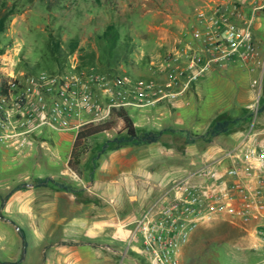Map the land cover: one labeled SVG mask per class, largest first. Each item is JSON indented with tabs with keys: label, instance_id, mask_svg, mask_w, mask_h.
Listing matches in <instances>:
<instances>
[{
	"label": "built area",
	"instance_id": "2783aa9c",
	"mask_svg": "<svg viewBox=\"0 0 264 264\" xmlns=\"http://www.w3.org/2000/svg\"><path fill=\"white\" fill-rule=\"evenodd\" d=\"M262 10L264 0H213L196 8L186 36L159 53L144 76L102 73L75 56L58 71L15 74L9 58L0 55V147L25 154L45 128L77 137L85 126L110 122L118 109L188 104L185 95L205 72L233 62L256 74L250 87L258 105L264 56L252 22ZM263 213L264 110L255 107L251 126L235 145L172 179L129 223L128 245L150 264H178L201 225L225 216L249 221ZM255 230L264 247V227Z\"/></svg>",
	"mask_w": 264,
	"mask_h": 264
},
{
	"label": "rangeland",
	"instance_id": "374dc122",
	"mask_svg": "<svg viewBox=\"0 0 264 264\" xmlns=\"http://www.w3.org/2000/svg\"><path fill=\"white\" fill-rule=\"evenodd\" d=\"M48 1L0 0V15L10 13L5 21V28L0 33V55L9 58V68L13 69L15 74L21 71H58L64 69L68 58L75 56L83 65L93 64L102 73L115 71L144 76L150 73L153 68H150L151 63H155L159 53L170 49L175 42L186 36V29L195 9L212 3L213 0ZM255 17L254 23L260 28L264 27V13L256 14ZM108 25H112L118 34L116 47L110 51L111 54L105 50L109 48L108 41L102 39ZM71 40L77 42L73 51L68 48ZM258 41L259 47L264 50V39ZM55 43L58 44V52L54 51ZM111 67L116 70H110ZM228 71L234 73V79L228 75ZM249 78L250 75L239 64H230L224 69L209 70L186 94L191 104L173 109L181 113L183 121L175 120V115H172L173 117L170 115L171 117L166 120L150 118L147 119L145 126L138 127V131L165 129L164 141L168 144L169 154L177 157L178 154L187 155L185 133H170L167 129L172 131L176 128L187 129L198 135L204 133L216 120H233L234 123L226 133L209 139L195 138L199 151L194 156L203 157V154L208 155L210 151L213 153V147L222 143L221 138L232 135H237L238 138L239 134L246 131L253 122L255 107L259 110L262 104L260 102L256 105L252 99L249 103H239L240 100L236 97L237 89L243 91ZM261 96L264 100V86ZM154 110L151 109L154 118L162 117V114ZM130 113L136 114L132 110ZM114 122L115 119L110 120L111 124ZM115 135L109 132L102 133L100 137L104 141ZM157 144L160 146L161 142ZM208 146L213 147L208 150L206 149ZM11 151L12 160H9L15 162L17 153ZM5 158L0 155L1 196L15 186V181L8 180L3 174V167L6 166ZM180 172V168L174 166L144 169L141 173L140 185L136 189L139 200H141L139 190L143 188L142 183L152 180L160 184L165 183L162 185L164 187ZM60 174L70 175L76 180L79 168L63 166ZM133 192L135 193L134 190ZM6 220L5 216L0 220V259L15 260L20 256L19 248H16L17 244H15V226ZM253 226V223L230 216L201 225L185 245L180 264L256 263L262 255L263 248L259 249L260 255L255 254L254 250L261 246L262 239L254 232L255 226ZM25 243L27 247L24 246L22 257L27 258L30 253H36L35 256L38 257L39 249L30 247L28 240ZM130 255L131 260L122 262L119 254H116L114 264H149L144 257L134 251Z\"/></svg>",
	"mask_w": 264,
	"mask_h": 264
},
{
	"label": "crops",
	"instance_id": "0c3cea01",
	"mask_svg": "<svg viewBox=\"0 0 264 264\" xmlns=\"http://www.w3.org/2000/svg\"><path fill=\"white\" fill-rule=\"evenodd\" d=\"M244 10H247L246 7ZM260 13H264V10L257 14ZM255 18L252 22V33L259 47L258 39L261 41L264 39V27L260 28L258 24H255ZM259 51L264 56V50L261 47H259ZM230 64H239L250 75L248 84L245 85L243 91L238 88L236 92L240 104L249 103L251 99H254L250 81L256 74L250 72L246 65L233 62L225 67H215L211 70L224 69ZM143 71L145 72V69ZM228 75L234 77L232 71H228ZM263 86L264 78L262 88ZM192 87L190 90L193 89ZM186 97L185 95L188 104H184L182 101L175 105L160 103L146 109L129 108L126 111L136 127L145 126L147 119L164 118L163 120H166L172 115H175V120L183 121L181 113L175 112L173 109L189 106L191 103ZM262 100L261 96L260 102L263 103L264 100ZM151 109L162 114V117L154 118L151 115ZM130 110L136 114H131ZM113 119L116 122L112 123L109 129L86 138L89 149L81 155L79 163L76 165H69L76 139L74 134L69 131L58 132L48 128L43 129L36 135L34 149L25 154H15V162L9 160H12V151L0 147V155L6 157V166L3 167L4 176L8 180L15 181V186L23 185L14 190L7 198H4L6 193L3 196L0 195V220L5 216L7 217L6 222L15 226V244H17L16 248H19L20 254L15 260H0H20V264H109L111 262L114 264L116 254H119L122 262L131 260L130 253H133L134 250L128 245L132 229L129 223L140 216L145 207L159 195L163 188L162 185L165 184L152 180L142 183L143 188L139 190L141 200H139L136 189L140 185L141 173L144 169L153 170L154 168L162 169L174 166L181 170L176 177L181 176L201 165L202 162L214 158L210 155L219 156L224 149L235 145L241 135L239 134L238 138L237 135L221 138L222 143L217 144L216 147H206L208 150L213 147L214 151L213 153L210 151L208 155L203 154V157L194 156L199 151L195 144L196 137L191 141L185 138L187 155L184 153L183 155L178 154L177 157L171 156L168 144H165L164 141L166 136L163 134L164 131L163 135L161 134L155 142L124 143L118 148H106L100 152L103 144L100 137L102 133L124 132V121L116 114ZM154 126L157 127V125ZM255 127L259 128L260 123L256 121ZM167 130H170L168 131L170 133L183 132L185 137L186 131L190 132L181 128H176V131L174 129V131ZM159 142L162 146L157 144ZM40 144H43L44 147H41ZM63 166L70 168L77 166L79 168L77 179L75 180L70 175H61L60 171ZM44 177H51L63 183L64 186L59 187L53 184L37 186L34 184L36 179ZM3 198L4 202L1 203ZM248 222L253 223L255 229L264 227V213ZM27 240L30 242V247L39 249L38 257L41 258L35 256L36 253H30L27 258H21ZM260 244L261 246L254 250L255 254H259L260 248H263V252L262 255L259 254L261 257L254 264L264 259L263 240ZM183 249L185 246L180 251L178 264H180ZM140 255L148 262L144 255Z\"/></svg>",
	"mask_w": 264,
	"mask_h": 264
},
{
	"label": "trees",
	"instance_id": "16d2710c",
	"mask_svg": "<svg viewBox=\"0 0 264 264\" xmlns=\"http://www.w3.org/2000/svg\"><path fill=\"white\" fill-rule=\"evenodd\" d=\"M46 2H49V1L46 0ZM8 14L10 13L0 15V33L5 28V21L7 19ZM102 39L103 40L106 39L108 41L109 48L108 50L107 49L105 50L109 51V54H111L110 51H112L116 47L117 39H118V34L114 30V27L112 25H108L106 27L103 33ZM76 46H77L76 40H71L68 45V48L70 51H73L76 48ZM58 48H59L58 44L55 43L54 51L57 50L58 52L59 51ZM91 65L94 66L93 64ZM114 67H111L110 70L111 69L116 70V69H113ZM60 68H62V66ZM263 110H264V102L261 104V106H259L258 111L262 112ZM115 114L116 116L120 117L124 121V132L117 133L113 138L104 140L102 144V148L100 149V152H103L106 148H118L124 143L155 142L160 138L162 132L164 131V130H159V131L139 132L138 127L134 125L132 118L129 116L128 112L125 109H118L115 111ZM233 123L234 121L231 119L216 120L213 123H211L210 126L206 129V131L202 134L195 135V134H192L191 132L186 131V138L191 141L193 140L194 137H199V138L206 137L207 139L216 137L219 134L226 133L228 129L230 128V125H232ZM110 126H111L110 122H104V123H99V124L88 125V126L81 128L73 144V148L71 151V157L69 160V165L78 164L81 155H83L84 153L88 151L89 148H88L86 138L96 135L98 133H101L109 129ZM34 184L37 186L39 185L46 186L48 184L57 185L59 187L64 186L63 183H60L51 177H44V178L36 179L34 181ZM22 186L23 185L19 184L11 188L5 194L4 198H7L14 190L21 188ZM4 198L2 199L1 203L4 202ZM22 256L23 254L21 255V258ZM0 264H20V260L19 261L0 260Z\"/></svg>",
	"mask_w": 264,
	"mask_h": 264
}]
</instances>
